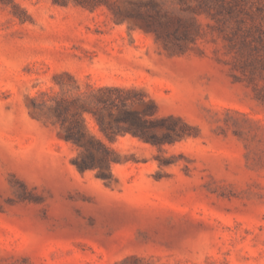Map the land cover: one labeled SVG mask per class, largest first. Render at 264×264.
<instances>
[{
    "label": "rangeland",
    "instance_id": "rangeland-1",
    "mask_svg": "<svg viewBox=\"0 0 264 264\" xmlns=\"http://www.w3.org/2000/svg\"><path fill=\"white\" fill-rule=\"evenodd\" d=\"M17 1L25 21L0 3V264H264V0H229L232 17L216 0ZM74 79L138 86L193 134L120 136L111 181L80 171L30 112Z\"/></svg>",
    "mask_w": 264,
    "mask_h": 264
},
{
    "label": "trees",
    "instance_id": "trees-1",
    "mask_svg": "<svg viewBox=\"0 0 264 264\" xmlns=\"http://www.w3.org/2000/svg\"><path fill=\"white\" fill-rule=\"evenodd\" d=\"M52 1L60 5L73 3L91 10L103 4H113L112 0ZM215 2L219 11L226 8L230 16H233L232 2ZM0 3L10 7L13 15L20 20H26L27 10L17 0H0ZM240 30L241 23L238 22L234 34L237 36ZM244 43L251 44L245 37ZM60 88L57 93L43 91L39 96L33 97L30 112L39 119L53 118L60 125L62 136L80 149L79 155L74 159L78 169H96L97 175L105 180L113 179L112 165L122 161L120 151L112 145L120 136L131 134L162 147L193 134L188 131L189 124L182 117L174 114L161 115L155 100L138 86L87 83L85 89H82L74 79V84L60 83ZM258 98L264 102V95ZM87 115L95 121L98 132L88 126ZM135 264L155 263H147L143 258L136 257Z\"/></svg>",
    "mask_w": 264,
    "mask_h": 264
}]
</instances>
